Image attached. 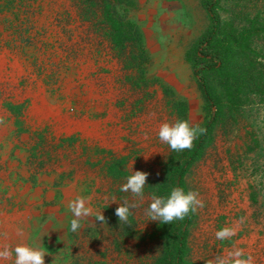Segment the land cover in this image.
Masks as SVG:
<instances>
[{
  "label": "rangeland",
  "instance_id": "1",
  "mask_svg": "<svg viewBox=\"0 0 264 264\" xmlns=\"http://www.w3.org/2000/svg\"><path fill=\"white\" fill-rule=\"evenodd\" d=\"M203 2L0 0V246L42 248L45 264H172L181 220L151 221L145 209L153 192L175 187L190 151L161 142L159 126L201 127L207 117L189 58L209 25ZM235 3L218 8L220 38L234 37V24L237 40L245 38L232 44L224 73L208 75L226 110L185 176L204 207L193 213L184 264L233 247L264 264V105L251 80L264 67V38L250 30L259 1L240 0L248 7L241 18L231 17ZM107 6L131 22L120 38L104 18ZM250 123L258 139L251 150ZM137 170L148 173L144 200L119 222L115 209L133 200L120 187ZM77 196L94 215L74 233L67 205ZM101 211L105 222L95 219ZM224 226L237 233L217 240Z\"/></svg>",
  "mask_w": 264,
  "mask_h": 264
},
{
  "label": "trees",
  "instance_id": "2",
  "mask_svg": "<svg viewBox=\"0 0 264 264\" xmlns=\"http://www.w3.org/2000/svg\"><path fill=\"white\" fill-rule=\"evenodd\" d=\"M224 1L229 0H204L203 6L209 19V25L189 52V58L192 61V73L207 109V117L201 127L206 128L207 131L205 134L197 136L193 147L190 149L177 170L175 187L182 188L185 193L188 192L185 183V176L191 167L201 158L205 148L210 144L213 131L220 123L226 110V105L220 101L219 97L212 90L208 81V75L211 73L222 75L230 60V49L232 44H234V46H241L245 38L242 36L243 34H241V38L239 37V40H237V35L239 34L237 33V26L235 24L232 27V30H235L234 37L230 38V36L228 37L227 35H224V38H220V34L223 31V23L218 8ZM236 1L239 3L234 4L235 9L230 12L231 17L241 18V16H248V12L245 11V9H248L247 5L240 3V0ZM257 1H259V3L256 4L257 13L249 20L251 26L250 30L251 34H253L252 32H257L256 34H260V36L264 38V0ZM114 9V7L107 6L104 18L111 23L113 28L116 29L114 37L119 36L120 38V30L122 32L124 28L127 29L131 25V22L125 20L124 16L118 14ZM228 24L229 22L225 23L226 26H228ZM250 30L247 36H250ZM241 32L247 33L245 29L241 30L240 33ZM225 36H227L229 40H226ZM116 39L118 40V38ZM251 80L255 97L264 105V67L259 69L254 68L253 73L251 74ZM243 126H245V123H243ZM252 127L253 125L251 124L248 129L245 128L246 136L247 134L249 135L247 139H249L250 143L248 140L246 142V144L249 143V150L254 148L253 145L256 146L258 141L256 131L252 129ZM251 142L253 145H250ZM249 195L253 203L258 202V191L254 186L250 187ZM192 220V212H190L184 220H181L182 225L175 241L172 264H184L187 251L188 228L191 225Z\"/></svg>",
  "mask_w": 264,
  "mask_h": 264
},
{
  "label": "clouds",
  "instance_id": "3",
  "mask_svg": "<svg viewBox=\"0 0 264 264\" xmlns=\"http://www.w3.org/2000/svg\"><path fill=\"white\" fill-rule=\"evenodd\" d=\"M206 128L191 126L188 120H176L174 123L164 122L158 128V138L161 142L167 144L171 150L180 152L193 147V141L198 135H203ZM134 163V162H133ZM148 173L143 171L131 172L126 177V182L120 187L121 192L132 195V202L125 199L122 204L115 209V215L119 222L128 223L130 209L138 208L144 200V187L146 185ZM199 194L194 191H185L180 187H173L166 196L158 195L153 192L150 196V204L145 209V215L151 221H159L163 224H169L174 220H184L190 212L194 213L204 207V202L198 198ZM115 202V197H113ZM68 209L73 215L70 221L72 232H77L81 228L80 220L85 217L93 216V210L87 206L85 197L77 196L70 200ZM95 219L105 222L102 211L95 214ZM237 233L236 227L224 226L215 232V237L220 241L230 240ZM15 254L13 264H45L46 252L42 248L29 247L24 244H18L13 249L8 246H0V261H6ZM206 264H254V258L249 254L245 256L243 249L233 247L226 251L224 255L217 256L208 260Z\"/></svg>",
  "mask_w": 264,
  "mask_h": 264
}]
</instances>
